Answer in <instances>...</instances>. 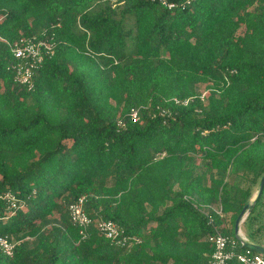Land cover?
<instances>
[{"label": "trees", "instance_id": "1", "mask_svg": "<svg viewBox=\"0 0 264 264\" xmlns=\"http://www.w3.org/2000/svg\"><path fill=\"white\" fill-rule=\"evenodd\" d=\"M168 2L0 0V191L25 203L0 200V236L21 240L0 264H208L214 229L194 203L222 206L232 228L215 225L236 238L264 176V0ZM34 37L56 47L30 90L9 66ZM82 196L139 241L81 240L68 209ZM245 224L264 239V190Z\"/></svg>", "mask_w": 264, "mask_h": 264}, {"label": "built area", "instance_id": "2", "mask_svg": "<svg viewBox=\"0 0 264 264\" xmlns=\"http://www.w3.org/2000/svg\"><path fill=\"white\" fill-rule=\"evenodd\" d=\"M164 5L173 8L174 4L168 0H161ZM56 44L53 39L48 38H28L21 39L11 45V52L14 61L9 66L15 75V81L26 85L30 90L35 87V76L38 70L43 66L46 57L55 54ZM207 91L202 92L200 98L204 101ZM189 100V99H188ZM185 100L183 103H188ZM177 103L180 101L175 99ZM134 121L139 119V109L131 112ZM0 200L7 202L9 210L15 214L17 210L25 208V203L20 201L17 195L11 191H0ZM88 196H82L69 206L68 214L71 222L79 230L81 240H85L90 235V229L96 227L107 239L119 247L130 248L139 239L128 235L125 229L110 219L100 218L94 221L86 211L85 205ZM201 213L208 218L209 224L213 226L214 232L209 236V242L213 245L214 250L210 255L208 264H230L232 261H238L243 264H264V254L248 248L244 243L230 235L225 234L219 226L215 225L212 213L223 217L222 206L216 208L210 205L194 203ZM213 211V212H211ZM243 240L248 241L246 237L241 236ZM32 237L27 236L29 240ZM21 240L15 241L9 236H0V250L7 256L12 257L15 247L20 244Z\"/></svg>", "mask_w": 264, "mask_h": 264}, {"label": "water", "instance_id": "3", "mask_svg": "<svg viewBox=\"0 0 264 264\" xmlns=\"http://www.w3.org/2000/svg\"><path fill=\"white\" fill-rule=\"evenodd\" d=\"M263 190H264V176L260 182V186H259V189L257 191L256 197H258L263 192ZM256 197L253 200H250L243 207L242 211L240 212V214L236 220V224H235V234H236V237L238 239H240L246 247L251 248L253 250H256V251L264 254V246L263 245L243 240V238L241 237L240 232H239V225H240V223H242L246 220V218L249 214V209L255 204Z\"/></svg>", "mask_w": 264, "mask_h": 264}, {"label": "crops", "instance_id": "4", "mask_svg": "<svg viewBox=\"0 0 264 264\" xmlns=\"http://www.w3.org/2000/svg\"><path fill=\"white\" fill-rule=\"evenodd\" d=\"M258 189L259 188L256 189V192L254 193L251 200H253L256 197ZM221 225H222V227H224L227 230L232 228L231 218H230L229 214H225L222 217ZM258 226H259L258 224L255 225L256 228ZM239 232H240V235L246 237L249 242L257 243V244L264 246V239L262 237L258 236V237H255L253 239L251 237H249V229H248L247 225L245 224V221L240 223ZM234 234H235V229H234ZM235 236H236V234H235ZM259 240H260V242H259ZM29 241H30V239H29Z\"/></svg>", "mask_w": 264, "mask_h": 264}, {"label": "rangeland", "instance_id": "5", "mask_svg": "<svg viewBox=\"0 0 264 264\" xmlns=\"http://www.w3.org/2000/svg\"><path fill=\"white\" fill-rule=\"evenodd\" d=\"M112 3L115 4L116 2H115V1H112ZM114 6H116V4H115ZM127 25H128V27H133V26H134V22H133V20H132V19H128V20H127ZM206 101H207V99L205 98L204 102L206 103ZM259 186H260V184H259ZM259 186H256V187H255V190H256L257 188H259ZM59 220H60V219H59L58 217H53V218L51 219V224H55V223L59 222ZM48 226H50V225H48ZM36 242H37V238L32 237V238L30 239V246L35 245Z\"/></svg>", "mask_w": 264, "mask_h": 264}]
</instances>
